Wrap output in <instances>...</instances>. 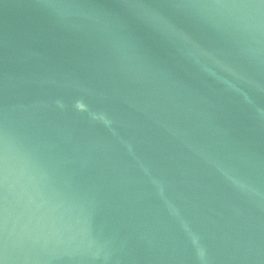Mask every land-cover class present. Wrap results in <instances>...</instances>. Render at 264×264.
<instances>
[{"label":"water","instance_id":"1","mask_svg":"<svg viewBox=\"0 0 264 264\" xmlns=\"http://www.w3.org/2000/svg\"><path fill=\"white\" fill-rule=\"evenodd\" d=\"M0 264H264V0H0Z\"/></svg>","mask_w":264,"mask_h":264}]
</instances>
